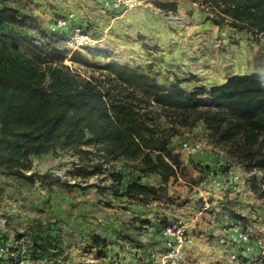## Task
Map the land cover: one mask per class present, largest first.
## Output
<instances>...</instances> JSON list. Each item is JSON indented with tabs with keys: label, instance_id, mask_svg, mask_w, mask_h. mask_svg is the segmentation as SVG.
<instances>
[{
	"label": "rangeland",
	"instance_id": "374dc122",
	"mask_svg": "<svg viewBox=\"0 0 264 264\" xmlns=\"http://www.w3.org/2000/svg\"><path fill=\"white\" fill-rule=\"evenodd\" d=\"M105 1L0 0V4L31 18L27 24L35 43L53 54L54 62L83 78L97 76L92 66L110 62L150 68L157 83L178 80L186 89L210 87L236 72L264 74V35L214 26L201 0H137L140 5L128 11L114 10ZM167 2L177 5L176 13L165 14L154 6ZM70 14L99 41L77 51L81 63L70 60L68 30L54 23ZM184 141L201 145L202 152L188 156L182 150ZM172 148L185 171L165 186L171 202L113 196L107 189L111 173L128 172L131 163L104 164L91 146L81 148L89 156L58 150L32 158L26 173L36 175L32 184L0 174V239L12 253L3 258L4 264H159L162 231L168 224L186 226L192 239L177 264H235L231 256L239 254L237 234L246 229L251 253L255 247L257 255V243L264 241V201L254 197L250 185H261V174L245 172L222 148L211 145L200 124L180 129ZM81 166H100L102 173L82 180L74 174ZM142 182L161 187L158 177ZM93 236L103 239L105 248H95ZM34 239L46 240L48 251L57 258L40 257Z\"/></svg>",
	"mask_w": 264,
	"mask_h": 264
},
{
	"label": "trees",
	"instance_id": "16d2710c",
	"mask_svg": "<svg viewBox=\"0 0 264 264\" xmlns=\"http://www.w3.org/2000/svg\"><path fill=\"white\" fill-rule=\"evenodd\" d=\"M201 3L214 26L264 35V0ZM0 5L1 175L32 184L36 175H26L32 158L58 150L89 156L81 148L91 146L104 164L131 163L128 172L111 173L107 189L113 196L171 202L165 186L185 171L172 139L180 129L200 124L211 145L222 148L245 172L261 174V185L250 189L264 201V74L232 75L220 85L186 89L178 80L157 83L150 68L110 62L92 66L97 76L83 78L35 43L27 24L31 18ZM154 6L165 14L177 11L173 2ZM39 35L45 37V32ZM81 59L77 52L70 57L73 63ZM96 173H102L100 166L74 170L82 180ZM147 177H158L161 187L145 185ZM91 241L95 248L106 246L98 236ZM32 244L40 257L57 258L46 240ZM0 245H6L4 240Z\"/></svg>",
	"mask_w": 264,
	"mask_h": 264
},
{
	"label": "built area",
	"instance_id": "2783aa9c",
	"mask_svg": "<svg viewBox=\"0 0 264 264\" xmlns=\"http://www.w3.org/2000/svg\"><path fill=\"white\" fill-rule=\"evenodd\" d=\"M104 5L114 10L128 11L140 5V2L137 0H106ZM54 23L58 29L68 30L65 45L70 51V56L74 52L81 51L86 47L95 46L99 43V41L90 38L80 25L74 24L72 14L57 18ZM181 146L182 150L188 156H194L202 152V146L199 144H190L184 141ZM162 235L164 238L162 244L164 251L159 256V264H177L182 261L183 251L192 244V239L188 235L186 226L182 224H168L164 226ZM236 242L242 247V250L240 254L235 253L231 256L232 262L235 264H262V261H264V241H258V253L252 258L245 256L251 252L250 232L248 229L237 234ZM11 256L12 253L9 246L0 245V264H4L3 258Z\"/></svg>",
	"mask_w": 264,
	"mask_h": 264
},
{
	"label": "crops",
	"instance_id": "0c3cea01",
	"mask_svg": "<svg viewBox=\"0 0 264 264\" xmlns=\"http://www.w3.org/2000/svg\"><path fill=\"white\" fill-rule=\"evenodd\" d=\"M74 24H77V22L74 20ZM120 65H123V64H120ZM251 73H253V72H246V73H233V74H231V76L232 75H248V74H251ZM227 78V77H226ZM226 78H224V79H222L221 81H218V82H216L214 85H212V86H215V85H220V84H222V83H224V81L226 80ZM195 87V86H194ZM193 88V87H192ZM242 249V247L241 246H239L238 244H236V247H235V250H237L238 251V253L240 254L241 252H239L240 250ZM256 248L254 247L253 249H252V253L250 252L249 254H246L245 256L246 257H250L251 255L252 256H255L256 255ZM234 253H236V252H234Z\"/></svg>",
	"mask_w": 264,
	"mask_h": 264
}]
</instances>
